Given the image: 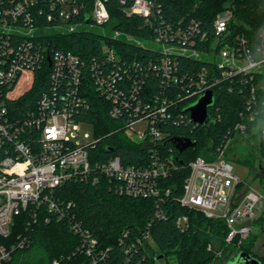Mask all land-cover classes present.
Segmentation results:
<instances>
[{
    "label": "built area",
    "instance_id": "obj_1",
    "mask_svg": "<svg viewBox=\"0 0 264 264\" xmlns=\"http://www.w3.org/2000/svg\"><path fill=\"white\" fill-rule=\"evenodd\" d=\"M82 7L78 0H0V264H6L14 251L29 246L36 224L52 219L65 221L79 238V249L89 263L98 264L106 250L99 247L98 238L77 217L75 203L62 198L60 188L70 182L96 183L103 177L114 181L120 194L157 201L163 192L160 179L179 168L173 145L164 154L160 149L165 139L173 136L162 125L182 102L185 108L222 82L236 81L244 93L234 134L249 137L258 133L264 151V29L259 31L256 49L248 45L246 35L233 34L232 0L216 15L213 39L202 51L193 47L194 37L200 33L198 21L192 19L186 26L159 21L156 0H133L125 8L127 14H137L150 25L154 34L148 42L155 46L130 36L125 37L126 41L132 39L162 53L157 64L149 63L160 74V89L150 94L138 73L140 64L123 60L108 44L101 47L102 66L95 58L88 62L93 79H82L87 61L37 39L39 30L73 31L76 24L69 21L79 15ZM84 13L88 22L81 25L101 26L109 19L106 0H91ZM43 18L58 22L41 25L39 20ZM119 35L113 33L114 37ZM200 36L206 38L205 33ZM179 56L206 65L181 73ZM45 63L51 67L48 88L29 105L14 104L32 88L34 71ZM88 80L108 103V116L118 122L124 137L147 148L150 157L146 163H125L116 154L98 159L91 148L100 137L87 144L74 140L79 136L80 123L89 122L84 116L90 102L83 90ZM230 138L209 157L197 155L189 161L179 203L206 217L223 219L227 225L225 241L237 239L238 245L252 233L263 195L252 186L240 187L244 182L225 157ZM160 214L159 210L155 213L157 217ZM177 222L184 226L186 217H179ZM126 236L124 231L119 240ZM149 237L147 230L124 247L129 250Z\"/></svg>",
    "mask_w": 264,
    "mask_h": 264
},
{
    "label": "trees",
    "instance_id": "obj_2",
    "mask_svg": "<svg viewBox=\"0 0 264 264\" xmlns=\"http://www.w3.org/2000/svg\"><path fill=\"white\" fill-rule=\"evenodd\" d=\"M46 1V0H45ZM83 4L79 15L70 19L76 28L70 32L60 33L50 30L46 33L39 30L37 39L44 45L50 44L54 49L67 50L87 61L82 68V79H93V72L89 67V60L95 58L103 65L101 47L108 44L115 49V53L123 60L137 61L142 67L138 73L144 79V89L148 94L158 91L160 74L149 67V63L157 64L162 53L151 47L141 46L132 41H126L130 36L141 41H148L153 37V30L145 19L137 14H127L125 8L133 0H106L109 19L103 25L104 32L87 30L80 23L88 22L85 11L89 10L91 0H78ZM230 0H156L158 4L159 21L173 23L180 22L186 26L190 20L199 22L200 33L194 37L193 47L206 50L213 39V22L216 15L222 12L225 4ZM235 23L231 29L234 33L246 35L248 45L256 49L259 31L264 29V0H232ZM44 3V0H43ZM40 24H56L58 21L40 19ZM114 32L120 35L113 36ZM206 63L201 60L185 56L178 57V68L181 73L199 70ZM51 67L48 63L36 68L33 74L32 88L16 99L13 103L19 106L35 102L40 94L49 86ZM139 74H135L138 76ZM90 102V109L84 118L93 124L100 140L92 147L98 159L109 155H118L123 162L144 164L150 157L147 148L137 142L129 141L118 129V122L108 116V103L95 91L90 80L83 88ZM145 91V90H144ZM215 103L208 109L214 118L213 123L203 127L190 119L189 113L181 107L172 112L163 130L171 135L189 136L196 140L194 147L179 153L172 149L174 159L179 168L168 177L160 179L163 192L156 198H140L118 193L114 188V181L101 177L96 183L70 182L60 188L64 200L75 203V213L97 238L100 248L106 250L105 256L98 264H157L156 257H170L174 264H211L215 259L224 255L223 264L230 256L238 251H251L253 241L250 233L237 245V239L231 243L225 241L227 225L223 219L206 217L202 212L182 206L179 198L182 195V183L189 174L187 164L197 155L209 157L210 152L232 137L234 125L239 121V112L243 108L244 93L241 86L229 80L220 83L213 89ZM182 114V116H180ZM82 118V117H81ZM249 131V129L247 130ZM165 139L160 148L163 154L172 147ZM111 148V150H108ZM263 151V149L261 148ZM264 152V151H263ZM262 159L256 163L264 166ZM168 189L169 192L165 193ZM160 211L159 217L155 215ZM264 212V208L260 215ZM259 215V216H260ZM185 216L184 226L179 225L177 219ZM256 217L252 224L258 220ZM149 231V239H144L136 247L126 250L124 245L142 237ZM127 231L126 238L120 241L122 233ZM79 238L73 234L65 221L52 219L49 223L39 222L34 226L29 246L13 252L6 264H90L89 258L79 249ZM219 244L220 254H215L214 246ZM160 257V258H162ZM257 257V256H255ZM159 258V259H160ZM259 258L264 264V256Z\"/></svg>",
    "mask_w": 264,
    "mask_h": 264
},
{
    "label": "rangeland",
    "instance_id": "obj_3",
    "mask_svg": "<svg viewBox=\"0 0 264 264\" xmlns=\"http://www.w3.org/2000/svg\"><path fill=\"white\" fill-rule=\"evenodd\" d=\"M82 27L87 30L96 31L99 33L104 32V28L100 25L83 24ZM130 40L133 41L132 39ZM144 43L146 45L151 44L148 41H145ZM151 45L155 46V44ZM262 75L264 76V70ZM263 76L261 79L264 81ZM253 133L254 134L249 137L247 135L241 136L239 134H234L230 138V143L226 149L225 157L233 165L234 173L237 174L238 177L244 182L240 185V187L247 185L252 186L260 191V193L263 195L260 200V210L256 216L259 218L252 227L253 241L251 243L252 253L257 257H263L264 212L261 215L260 213L264 208V166L259 167L256 165V163L258 160H261L262 164V159L264 160V152L261 150L259 134L255 132ZM96 137L97 136L93 124L82 121L79 127V136L74 137V140L79 144H87L93 142ZM214 249L216 251L215 254H220L222 252V249L219 248L218 243L214 246ZM223 258L224 255L222 254L221 257L215 259L211 264H221L224 260ZM157 264H174V261L170 257H162L157 260Z\"/></svg>",
    "mask_w": 264,
    "mask_h": 264
},
{
    "label": "water",
    "instance_id": "obj_4",
    "mask_svg": "<svg viewBox=\"0 0 264 264\" xmlns=\"http://www.w3.org/2000/svg\"><path fill=\"white\" fill-rule=\"evenodd\" d=\"M215 103L214 95L211 90H207L201 94L195 101L185 106L184 110L189 111L192 119L201 126L206 127L209 123H213L214 119L207 113V109ZM173 147L179 152L186 151L195 146V140L192 137H184L173 135L170 138ZM111 150V148H108ZM162 257L158 255L156 259ZM223 264H261L259 258L248 252L238 251L230 256Z\"/></svg>",
    "mask_w": 264,
    "mask_h": 264
}]
</instances>
